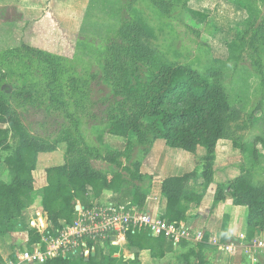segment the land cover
I'll return each mask as SVG.
<instances>
[{
	"label": "rangeland",
	"instance_id": "1",
	"mask_svg": "<svg viewBox=\"0 0 264 264\" xmlns=\"http://www.w3.org/2000/svg\"><path fill=\"white\" fill-rule=\"evenodd\" d=\"M262 23L264 0H44L38 11L0 10V99L29 137L52 149L37 158L35 188L46 169L80 155L108 180L116 176L123 187L144 189L126 169L142 160L150 142L106 130L134 112L124 101L129 88L166 65L196 71L227 95L231 113L212 163L218 186L244 177L264 187ZM111 66L117 69L106 74ZM257 137L263 140L254 145L261 157L251 160L248 146ZM7 154L2 150L0 159ZM197 155L201 165L204 148ZM10 178L7 167H0V180ZM101 196L117 200L111 193ZM38 210L39 198L15 220L14 233L0 239L5 257L24 248L20 234L30 231ZM103 250L118 264H140L124 244Z\"/></svg>",
	"mask_w": 264,
	"mask_h": 264
},
{
	"label": "trees",
	"instance_id": "2",
	"mask_svg": "<svg viewBox=\"0 0 264 264\" xmlns=\"http://www.w3.org/2000/svg\"><path fill=\"white\" fill-rule=\"evenodd\" d=\"M264 30V23L260 29ZM112 68H106L108 74ZM134 110L127 117L114 120L106 130V134L130 140L135 143L164 140L172 149L190 154L197 153L199 147L204 148L199 171L183 176H173L161 183V196L165 199V207L161 221L166 225L185 222L183 202L199 205L208 187L213 182L212 163L215 149L220 140L225 139V126L231 113L228 98L222 87L214 80L203 79L198 72L184 66L166 65L152 72L146 82L137 80L126 93L125 100ZM252 151L248 159L260 158L254 139ZM149 144V143H148ZM244 146V145H243ZM242 150H246V144ZM254 146V147H253ZM149 147V148H150ZM10 150V154L0 159L10 174V180H0V239L15 231V220L32 205L37 198L40 207L49 222L56 227L69 225L75 216V202L82 207H89L99 200L104 193L117 196L114 203L133 205L142 209L150 192L153 178L141 174V161L130 164L129 176L132 181L141 183L144 188L123 187L118 177L108 180L90 168L87 160L78 155L69 157L62 166L45 170L46 185L39 189L34 186L33 173L36 170L39 154L50 153L51 147L29 137L21 128L17 115L0 99V154L2 150ZM144 153L143 158L147 155ZM260 156V157H259ZM142 158V159H143ZM133 167V168H131ZM193 181L199 191L185 194L187 184ZM226 198L231 199L234 206L247 209V240L255 236L256 231L264 229V187L251 185L244 177H237L226 186H218L214 192V202L219 203ZM30 240L27 249L39 241V236L29 232ZM125 249L138 253L147 251L152 259H162L172 252L174 243L164 235L152 238L147 231L128 233ZM116 248H111L115 250ZM136 254V255H135ZM188 255L193 256L192 253ZM182 255V264H191L189 256ZM4 262L0 257V263ZM44 264H118L117 259L99 247L94 255L89 256L87 263L82 260L55 258ZM198 264H202L201 261Z\"/></svg>",
	"mask_w": 264,
	"mask_h": 264
},
{
	"label": "crops",
	"instance_id": "3",
	"mask_svg": "<svg viewBox=\"0 0 264 264\" xmlns=\"http://www.w3.org/2000/svg\"><path fill=\"white\" fill-rule=\"evenodd\" d=\"M44 0H0V10L15 9L38 11L42 9ZM217 143L215 154L219 152ZM5 166L0 163V167ZM200 158L197 153L190 154L178 149L169 148L164 140H156L151 145L147 155L142 159L140 165L141 174L149 175L153 178L150 192L145 200L143 208L153 217L161 219L164 212L165 199L161 196V183L164 179L173 176H183L187 173L198 171ZM215 175V172H214ZM34 180L35 175L33 174ZM222 183L223 181L220 180ZM219 182L213 179L199 205L184 201L185 222L182 225L190 230L192 234L201 233L203 238L200 242L192 240H182L174 244L172 252L159 259L155 264H175L184 254L192 253L197 262L202 264H264V256L257 255L256 263L253 255L248 252L250 241L264 235V229L258 230L255 236L247 240V209L245 207L234 206L231 199L215 203L214 192ZM46 185V174L44 173L43 183L40 188ZM199 191L198 186L190 181L185 189V194L190 195ZM110 201L102 197L100 201ZM18 235L20 233H17ZM25 239L24 233L20 234ZM19 235V236H20ZM233 245L229 252L225 251V246ZM16 251V248H14ZM13 251V252H14ZM6 253L0 250V256L5 261ZM134 256V255H133ZM140 264H153L149 252L138 253Z\"/></svg>",
	"mask_w": 264,
	"mask_h": 264
},
{
	"label": "built area",
	"instance_id": "4",
	"mask_svg": "<svg viewBox=\"0 0 264 264\" xmlns=\"http://www.w3.org/2000/svg\"><path fill=\"white\" fill-rule=\"evenodd\" d=\"M29 229L39 236V241L27 249L30 231L26 232L24 248L14 251L3 264H44L55 258L87 263L96 247H120L125 245L128 233L140 231H147L152 238L163 234L174 244L182 240L200 242L203 238L201 233L192 234L182 223L166 226L144 208L111 201L100 202V199L93 201L89 207L76 203L72 223L60 227L53 226L46 214L38 210L30 218ZM233 247L225 246L224 250L229 252ZM248 252L253 255L255 263V256H264V235L250 241Z\"/></svg>",
	"mask_w": 264,
	"mask_h": 264
},
{
	"label": "water",
	"instance_id": "5",
	"mask_svg": "<svg viewBox=\"0 0 264 264\" xmlns=\"http://www.w3.org/2000/svg\"><path fill=\"white\" fill-rule=\"evenodd\" d=\"M76 210H77V208H76Z\"/></svg>",
	"mask_w": 264,
	"mask_h": 264
}]
</instances>
